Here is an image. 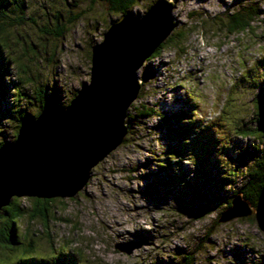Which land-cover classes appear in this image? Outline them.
Segmentation results:
<instances>
[{"label":"rangeland","instance_id":"obj_1","mask_svg":"<svg viewBox=\"0 0 264 264\" xmlns=\"http://www.w3.org/2000/svg\"><path fill=\"white\" fill-rule=\"evenodd\" d=\"M154 1L140 0L132 13L142 15ZM172 2V14L178 22L174 30L184 31L188 38L160 59L143 63L150 64L154 74L143 81L142 92L132 105L167 112L174 100L192 96L198 120L203 125L212 122L211 129L202 135L206 136L203 142L212 144V155L215 148L222 151V157L215 156V167L203 164L206 170L198 169V150L196 160L193 154L194 160L181 157L179 169L174 171L184 173V183L194 187L173 185L174 192L159 187L154 179H165H160L164 170L158 171L157 163L179 141L167 129H155L154 116L136 117L130 107L133 121L127 142L93 168L86 186L72 198H56L48 209L47 223L22 217L15 226V234L20 236L25 227L30 228L27 235L34 246L26 256L42 257L52 264L67 257L75 264H176L193 254L195 264H264V210L256 212L250 207L254 210L251 216L216 221L234 198L233 192L245 187L244 174L253 164L252 158L259 156L237 164L236 155L243 149L252 155L256 147L264 150L259 136L241 138L235 129L255 126L253 96L262 99L260 89L264 94V66L257 73L254 90L242 81L244 69L259 57L264 60V0ZM24 4L23 11L16 2L3 8L7 16L2 19L7 37L4 55L11 61L12 83L1 106L12 103L13 84L28 95H20L13 111L20 105L27 114L36 116L43 107L66 106L73 93L89 81L90 50L102 41L108 25L120 17L99 0H24ZM255 5L262 11L261 21L244 35L229 34L227 18L238 9ZM18 17L24 18L23 23L14 22ZM70 17H76L72 24L67 23ZM60 27L66 30L56 36ZM142 67L137 72L140 80ZM13 117H0L1 144L14 138L18 118ZM20 198L30 206L25 197ZM256 203H264V192ZM3 228L0 222L4 232ZM127 243H139L140 247L130 254L115 249ZM9 247L0 244L2 256L9 253V260L0 259V264H19L17 259L24 255L9 251Z\"/></svg>","mask_w":264,"mask_h":264},{"label":"water","instance_id":"obj_2","mask_svg":"<svg viewBox=\"0 0 264 264\" xmlns=\"http://www.w3.org/2000/svg\"><path fill=\"white\" fill-rule=\"evenodd\" d=\"M173 7L172 0H155L142 15L124 14L110 23L90 50L89 81L69 103L21 120L14 138L0 145V209L13 197H74L92 169L124 142L129 108L142 88L137 72L178 25ZM253 213L237 193L217 222ZM138 247L115 249L130 254Z\"/></svg>","mask_w":264,"mask_h":264},{"label":"trees","instance_id":"obj_3","mask_svg":"<svg viewBox=\"0 0 264 264\" xmlns=\"http://www.w3.org/2000/svg\"><path fill=\"white\" fill-rule=\"evenodd\" d=\"M100 2L106 4L108 6V9L111 13L118 15L119 17L132 13L133 8L138 5L140 0H99ZM13 2H16L17 8L20 11H23V7L25 6L24 0H0V117L3 116L6 119H12L16 120V117L18 120L15 121V129L13 131V137L15 136L17 132V128L21 122V119H23V113H26L24 115L30 116L28 111H26L23 108H20V105L17 106L16 111L14 110L15 102H18L21 100L22 97L28 96L26 93L23 94L21 91V87L18 88L16 85L12 86V93L11 97L12 103L6 102L5 107L1 106V100H5L6 96L8 95V91L10 89V84L12 83V79L10 77L9 67L11 61L8 58V55H4L7 45V37H6V24L2 21V19L7 17L4 15L3 8L6 6H10L13 4ZM150 6V5H149ZM148 6V7H149ZM262 11H260L257 6L253 7H247L242 10L234 11L228 18H227V28L229 34H236V35H244V33L248 32L249 30L253 29L252 24L255 22H260L259 17L261 15ZM133 14V13H132ZM134 16H138L133 14ZM140 16V15H139ZM79 18V16H78ZM76 19V17H70L67 20L68 24H72L73 21ZM24 18L18 17L17 21H14L16 24L23 23ZM255 26V25H254ZM58 27V26H57ZM66 27H60L57 32H55L56 36H62L65 32ZM188 36V35H187ZM186 36V33L184 31H180V29H176L172 31L169 37H167L162 44L154 51V53L150 56L148 60L150 59H160L162 54L164 52L177 49V47H180V45L185 42V40L188 38ZM8 47V46H7ZM7 54V53H6ZM264 58V56H263ZM143 66V65H142ZM253 66V67H252ZM264 66V60H262V57H259L257 60L253 61L249 69H244L245 75H243L244 80L246 84L250 85L251 88H256L258 86V76L257 73L263 68ZM252 67V68H251ZM142 72L140 73V77L143 81H148L151 75L154 74L153 69L151 68V65H144L142 67ZM242 77V78H243ZM242 81H239L240 85H243L241 83ZM17 82V81H16ZM9 86V87H8ZM143 88H141L142 90ZM142 92V91H141ZM23 94V95H21ZM54 94V93H53ZM22 97H21V96ZM75 95L73 93L72 97ZM15 96V97H14ZM260 96L262 99H257L258 95L253 96V123L255 122V126L251 128V126H245L243 127H235L236 133L241 138H248V136H252L254 139L261 138L262 141H264V94L262 90L260 89ZM70 98V100L72 99ZM141 97V96H140ZM139 97V98H140ZM69 100V101H70ZM196 99L192 96L186 97L185 99H176L174 100L173 106L170 108L167 112H157L156 110L152 108H148L145 105L135 107L134 105H131V109L135 112V116L137 117H155V120L157 122V125L154 126L157 130H162L164 128V132H166V129L169 134L173 135V139H177L179 143H174L170 150L166 152L165 159H162L161 163H157L158 171L161 169L164 170V175L160 177V179H165V181H157L154 179L156 183H158L159 187H164L165 189L170 191L173 190V185L182 184L185 181L184 173H181L180 171L176 172L174 169L178 168L181 157L188 156V159H191L192 157L190 154L194 155V159L196 160V154L198 150L200 152L199 155H201L200 159V166H198V169H201L203 167V164L208 165L211 164L212 166H216L217 161L213 159L212 153H211V146L212 144L204 143L203 141H206V136L204 135L205 132H208L209 129H211L210 125L198 129L195 128L200 124L197 122L196 118L198 115H195L193 112V109L197 108V105L195 104ZM53 103H56L55 100H53ZM12 104V105H11ZM130 109V110H131ZM139 109V110H137ZM192 110V111H191ZM150 114L152 116H150ZM132 115L129 113L126 124L128 125V128L131 129L132 127ZM198 127V126H197ZM197 130L196 135L193 137L191 134ZM2 139L1 141H3ZM0 141V144H1ZM174 142V140H172ZM127 142V139L125 138L124 142ZM217 152L218 158L222 157V151L219 149L215 150ZM247 149L242 150V154H238L236 158V163L239 164L242 159H248L249 157H255L256 155H259L258 157L252 158L253 164L250 168H248L249 171H246L244 175H246V180L244 188H239L235 192H233L232 197H234L237 193H240L242 195V198L249 202L250 207L252 209H255L256 212L263 211L264 210V203L258 204L256 203L259 196L264 192V150H260L259 147L255 148L254 155L252 154H246ZM157 156V155H155ZM193 159V158H192ZM193 159V160H194ZM201 161H204L201 162ZM233 162V161H231ZM245 163L242 164L244 166ZM204 168V167H203ZM205 169V168H204ZM216 169V168H215ZM93 170V169H92ZM206 170V169H205ZM175 173V174H174ZM233 175V174H229ZM223 176V175H222ZM220 176V179L222 178ZM185 187L193 188L195 184L188 185L187 183L182 184ZM166 192V190H165ZM171 192V193H173ZM201 195V193H199ZM26 201L29 202L28 207H26L21 198H11L9 201V204L6 207H3L0 209V222L2 223V226H5L4 232L2 229H0V244L5 243L9 244V251L15 252V251H21L24 255L17 259V262L19 264H52L50 260L44 259L42 257L38 258L35 255H25L26 253H30L33 250V243L32 238H29L28 233H30V228L25 227L23 230V235H16V225H20V221L22 217H26L29 222H34L37 220H40L42 223H47L50 220L49 215L47 214L48 209L50 208V205L57 201L56 198L54 199H36V198H26ZM230 202L227 203L223 209H226L230 206ZM220 216V215H219ZM218 216V217H219ZM217 217V219H218ZM216 219V221H217ZM34 234V233H33ZM22 239V240H21ZM26 239V240H25ZM8 249V248H7ZM65 251V250H63ZM3 253H0V259L2 261H8V255L7 253L2 256ZM68 258V257H67ZM65 258L63 261H61L62 264H75L74 261H70V259ZM181 261H177L176 264H195L193 260V254L192 258L186 257ZM54 264H61L58 260H54ZM210 263L211 261L208 260Z\"/></svg>","mask_w":264,"mask_h":264},{"label":"clouds","instance_id":"obj_4","mask_svg":"<svg viewBox=\"0 0 264 264\" xmlns=\"http://www.w3.org/2000/svg\"><path fill=\"white\" fill-rule=\"evenodd\" d=\"M64 251L62 250V253H63Z\"/></svg>","mask_w":264,"mask_h":264}]
</instances>
